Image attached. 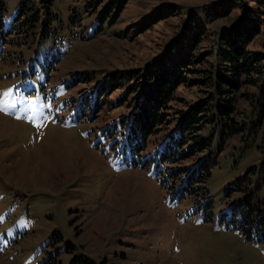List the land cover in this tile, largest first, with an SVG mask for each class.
Masks as SVG:
<instances>
[{"label":"rangeland","instance_id":"1","mask_svg":"<svg viewBox=\"0 0 264 264\" xmlns=\"http://www.w3.org/2000/svg\"><path fill=\"white\" fill-rule=\"evenodd\" d=\"M24 1L3 0L0 32V264H72L79 256L94 264H264V242L247 239L228 215L248 192L264 202L257 88L244 86V97L237 98L234 117L243 134L222 145L221 129L200 132L213 136L209 152L216 159L205 184L210 219L201 201L177 199L162 187L152 166H127L121 145L101 135L103 120L120 113L90 115L83 102L90 87L83 77L95 84L115 72L143 69L179 38L190 15L207 32L197 52L214 51L220 28L233 24L241 9L216 19L222 0H129L115 24L107 20L98 32L97 18L109 0H27L17 17ZM165 6L176 14L135 33ZM256 8L264 21V4ZM248 49L264 51V23ZM205 91L188 82L180 86L173 110H187ZM238 185L241 191L226 197Z\"/></svg>","mask_w":264,"mask_h":264},{"label":"trees","instance_id":"2","mask_svg":"<svg viewBox=\"0 0 264 264\" xmlns=\"http://www.w3.org/2000/svg\"><path fill=\"white\" fill-rule=\"evenodd\" d=\"M248 1L255 7H249ZM128 2L109 0L97 18V31H102L107 20L110 25L115 24ZM240 2L222 0L221 8L215 12L214 18L217 19L230 16L236 8L242 11L233 24L220 28L214 51L197 52L207 32L204 24L190 15L179 38L170 42L161 55L143 69L115 72L95 84L83 77L86 85L90 83V87H85L88 94L83 100L85 107L89 105L90 115L102 110L120 113L103 120L106 125L101 135L113 139V144L121 145L119 153L126 165L141 169L152 166L155 175L160 177V185L172 190L177 199L190 196L195 203L201 201L206 219L211 218L212 201L205 184L216 159L209 152L213 136L204 137L200 132L207 126L212 130L221 129L222 145L227 137L244 133L245 127L234 117L237 98L244 86L257 88L261 103L259 117L262 118L264 113V51L248 49L264 23L256 8L262 6L264 0H246L243 6ZM27 3V0L22 3L17 17ZM5 12V4L0 0V32ZM175 14L172 6L160 7L136 26L135 33L147 31ZM93 38L94 35L86 39ZM211 56L214 61L209 62L208 68L197 69ZM189 75H200V78L190 81ZM187 82L206 87V97L197 100L187 110L174 111L171 104L176 101L175 92ZM116 91L119 93L112 98ZM90 118L93 120L95 116ZM200 155L202 158L196 162ZM232 191L240 192V185L229 187L226 197ZM261 210H264V202L258 204L254 194L248 192L232 205L229 223L235 224L247 239L263 243L264 216ZM224 215L227 213L221 216ZM72 264L94 263L79 256Z\"/></svg>","mask_w":264,"mask_h":264}]
</instances>
